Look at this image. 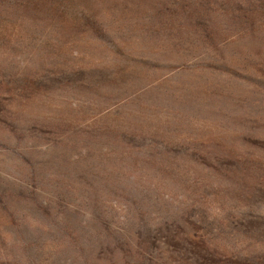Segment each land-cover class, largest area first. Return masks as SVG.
Returning <instances> with one entry per match:
<instances>
[{
  "label": "rangeland",
  "instance_id": "1",
  "mask_svg": "<svg viewBox=\"0 0 264 264\" xmlns=\"http://www.w3.org/2000/svg\"><path fill=\"white\" fill-rule=\"evenodd\" d=\"M131 1L119 2L124 7L130 4L131 11L123 13L111 25L116 28V35L132 38V46L140 51L135 55L136 52L130 51L132 46L128 51L118 50L131 59L127 61L128 70L133 67L143 77L141 89L134 95L106 92L105 76L96 78L94 73L107 68L97 67L96 61L90 65L84 62H75L72 66L61 64L64 58H57L62 54L60 49L55 52V46L47 41L41 48L32 45L38 39L40 43L41 31L30 29L34 38H30L28 45L10 44L15 50L6 53L4 50L10 64L0 67L6 72L0 83V247L6 249L8 240L14 239L8 233L9 230L14 233V224L37 228L36 206L31 196L35 195L31 192L35 186L21 172L22 169L29 172L24 163L44 176V189L53 195L55 204L59 203L54 208L60 206L65 219L77 224L85 222L88 229L103 227L105 235L109 234L113 223L96 218L75 200L76 195L82 194V190L95 180L94 166L107 161L121 164L124 177L139 175L159 179L154 173L159 170L161 177L174 174L173 177L187 187H191L197 177V182L207 186L195 188L198 212H191H195L197 218L203 212L201 209L208 208V217L202 218L203 224H198L204 227L202 229L192 226L191 218L178 221L187 232L182 234L180 228L177 232L158 225L143 228L145 220L148 223L154 214L141 211L136 220L137 227L143 229L133 230L137 236L134 239L137 245H150L151 253L139 251L135 260L125 252L122 244L116 242L109 247L105 243L93 246L94 251L86 264H111L110 261L113 264H264V169L259 159L264 160V72L257 63L260 61L264 67V40L258 42L245 29L231 26L229 12L226 15L227 9L220 7L215 12V33L209 35L214 42L210 55L205 64L200 63L199 68L194 69L173 58L170 52L160 54L161 49L169 50L170 46L177 45L168 28L160 23L170 18L164 7L177 11V7L187 1L197 4L200 0H141L145 7L159 5L151 17L148 13L143 17L137 1L134 4ZM218 1L220 6L225 4ZM94 25L103 32L99 24ZM118 29L124 31V36L117 32ZM200 31L204 33V29ZM96 34L101 35L100 32ZM110 35L105 36L109 38ZM213 35L216 38L211 37ZM203 39L189 31L184 45H180L184 48H188L189 43L205 45ZM16 54L30 60L26 69L14 68L20 62ZM155 54L159 58L156 59ZM194 54L190 52L191 56ZM37 57L44 59L43 67L38 66ZM132 57L145 61L137 63ZM54 59L59 60L58 64L53 65ZM154 114L161 116L155 118ZM146 118L158 124L175 120L184 136L183 145L196 139L193 138L196 134L203 146L217 149V153L208 157L195 156L193 163L198 160V164H192L191 170L183 164L182 171L177 174L165 170L163 165H156L159 164L157 158L147 171L135 172L132 158L140 160L143 167L152 163L146 156H122L125 146L119 139L126 136L125 130L137 128ZM152 138L160 141L159 136ZM147 139L148 136L142 137L140 141ZM109 140H116L117 147L108 150ZM16 147L24 162L14 158L12 152ZM183 159H176L174 165ZM205 159L207 165L201 164ZM110 189L114 190L111 198L119 202V208L127 207L122 204L126 203L122 201L123 195L114 187ZM40 193L44 198L41 189ZM108 202L106 204L110 205V200ZM123 213L119 211L120 215ZM160 214L164 217L166 211ZM104 232L98 231L93 239L104 237ZM203 238L219 243L220 256L204 258L200 254L203 250L199 242ZM44 240L37 243L38 251L32 254V263L29 260L27 263L20 260V263L81 264L78 254L64 253L58 245L49 244V247V240ZM6 252L17 256L16 250L3 251ZM166 259L168 263L163 262ZM0 264L18 263L2 259Z\"/></svg>",
  "mask_w": 264,
  "mask_h": 264
},
{
  "label": "trees",
  "instance_id": "2",
  "mask_svg": "<svg viewBox=\"0 0 264 264\" xmlns=\"http://www.w3.org/2000/svg\"><path fill=\"white\" fill-rule=\"evenodd\" d=\"M120 1L121 0H0V67L5 66L6 63L10 64L9 61L6 60L9 55L6 54L5 56L4 50L5 53L9 50H15V47L10 44L14 45L16 43L21 46L28 45L30 38H34L29 33V30L33 29L41 31L42 39L40 43H38L39 39L33 41L32 45H40L41 48L45 46V41H47V44L55 46V52L60 49L62 54L57 55V58H64L61 64H70V66H72L75 62H84L90 65L96 61L97 67L103 69L107 68L106 71L98 70L94 73L96 78L105 76L107 87H105L104 90L106 92L111 95L116 93L124 95L136 94V92H139L141 89L140 86L143 77L140 76V73H138L136 69H133V67L128 70L127 61L131 59H128V55L118 52L120 48L125 51L130 50L133 44V41L131 42L132 38L131 40L127 39V37L123 35L124 31L122 33L120 29H118L117 32L124 37L122 38L116 35V28L111 25V22H115L118 17L123 16V13L129 14L127 12H129V10L131 11V9H129V7L131 8L130 4L126 3L127 6L124 7L123 4L119 3ZM135 1H137L140 10L142 9L141 13L143 17L146 13H148L150 17L156 14L159 7V5L145 7L141 5V0H134L131 1V3L133 2L134 4ZM221 1L225 3L222 6H220L218 0H200L197 4H192V2L187 1L182 7H177V11L164 7V11L170 18L160 24L168 28L169 35L177 40V42L175 41L177 45L170 46L169 50L161 49L162 51H160V54L170 52L171 55H174L172 56L173 58H177V60L184 62L186 65L194 66V69H198L200 63L205 64L210 55L212 44L214 43L210 40L209 35L215 33L217 22L215 12H217L220 7H225L227 9V11H225L226 15L227 12H229L230 17L228 20L230 19L233 21L230 24L231 26L245 29L249 36H253L258 42H261L262 39L264 40V0ZM213 13H215V17ZM244 14H246V16H243ZM94 23L99 24L103 28V32L97 29ZM17 26L19 29H17ZM201 29H204V33H199ZM189 31L204 38L203 42L205 45H191V43H189L188 48H184V46L180 45L183 44L184 37ZM97 32H100L101 35L96 34ZM106 34L111 35L108 38L105 36ZM211 37L216 38L214 35ZM191 49L196 53L193 56L190 55V52H192L190 51ZM130 51L136 52L135 55L140 53L139 49L135 46H132ZM219 51L220 49L217 48V52ZM119 55L120 57H118ZM16 56L20 58L21 55L16 54ZM155 56L156 59L159 58L156 54ZM133 57L132 59L137 63H141L143 60ZM23 58L25 57H21L20 60L17 61L20 62L17 63L14 68L26 69L28 67L27 64L30 60H25ZM161 58L162 56L160 55V59ZM36 59L38 60V66L43 67L45 65V61L42 57H37ZM54 60H56V62L53 65L58 64L59 60ZM257 63L259 68H262V72H264L263 64L260 61H257ZM201 66L202 65H200V67ZM3 74L5 75L6 72L0 68V83L3 82ZM0 88H2V84ZM174 114L179 115L178 113ZM156 116L161 115L157 114L155 118ZM149 119L150 118H146L143 120L137 128L133 127L130 131H128V129L125 130L126 136L119 139V141L123 140L125 146V151L122 156H146L148 160L151 161L150 163H152H146V167H143L140 160L132 158V167L135 172L141 173L142 171H147V168L153 167V164H155L154 160L157 158L156 162L159 164L156 165H163L165 170L177 174L182 171L183 164H186L187 168L190 170L192 164L197 165L198 160H195V163H193V158L195 156H198L197 158L214 156L217 149H209L208 145L203 146L200 138L196 134L191 133L194 135L193 138L196 139H192L190 141L191 143H184L183 145L184 136L180 133L178 123L175 120L171 121L169 119V121H162L161 124H158L156 120ZM103 136L106 138V134L103 133ZM147 136L148 139L145 142L140 141L142 137L147 138ZM157 136H159L160 141H155L152 138ZM126 138L128 140H125ZM225 139L227 141L228 138L225 136ZM105 144H107V142ZM222 145L223 141L221 138L220 146ZM108 146V150L116 148V140H109ZM175 146L179 147V149ZM12 153L16 160L20 163L24 162L21 158L19 148H14ZM182 158L184 159L181 162L174 165L176 159ZM259 159L262 160L264 169V160L262 158ZM106 163L107 161H101L97 166H94V169L92 168L93 171L96 172L95 180L86 190H82V194L78 195V197L76 195L75 197V200L81 204L82 208L87 211L90 210L96 218L110 220L113 223L111 232L109 234L106 233V235L103 231V227L88 229L85 222L84 224H81V222L77 224L65 219L61 214L60 206L58 209L54 208L58 206L59 203L55 204L56 201L53 195H50L47 190L44 189V176L36 174L33 172V168L30 164L24 163L29 172H25L24 169H22L21 172L26 175L29 182L35 186L31 192H34L36 196H31L36 206L34 207V209L36 208L34 220L37 228L32 229L27 225L18 226L14 224V233L10 230L8 231L9 236H13L14 239H12V241L8 240L6 249L5 247H0V262L2 259H10L11 262L18 264H21L20 262L24 260H26V263L28 260L32 263V254L38 251L36 248L38 246L37 243L41 242V240L45 241L44 239L49 240L48 245L60 246V249L64 253H71L74 256L78 254L79 259H81V264H86V260L94 251L93 246L99 247L107 243L109 247H112L116 242L122 244L125 252L136 260L137 256H139V251L151 253L150 245H141L140 243L137 245L134 239V237H137L134 235L135 232L141 231L143 228H146L147 225L150 227H154L155 225L160 227L164 226L168 229H175L176 232L179 231L178 229L180 228L182 234H187L178 221L182 222L187 220V218H191L193 221L192 226H196L200 229L204 228L198 226L203 224L202 218L206 219L208 217V215H206V210L209 209H201L203 212L201 215L199 214L197 218L195 212H191L197 211V209H195V198L197 196V190L195 188H198L197 186H203L202 188L207 186L197 182V177L193 180L192 186L187 187L182 181L176 180V178L173 177L174 174H170L172 175L171 177H161V174H159L161 171L154 170L155 175L160 176L159 179L155 177L150 179L147 176L138 177L139 175L124 177V168L121 164L107 163L106 165ZM200 163L207 165L208 160L205 159ZM204 176L206 177V174H204ZM248 177L249 176H247V178ZM120 178L122 180L125 179V181H119ZM182 179L185 178L182 177ZM200 181L203 182V180ZM112 187L123 195L122 201L126 203L122 204H125L127 207L123 206L124 208H119V202H115L113 198H111L114 192V190L111 191L110 189ZM40 189L45 195L44 198H42ZM109 200L110 203L114 205H107L106 203ZM35 202H39V204ZM118 210H123L124 213L120 215ZM12 211L16 212L14 210ZM141 211L154 214L153 219L148 221V223L147 220H145L143 228L137 227L136 220L137 214ZM161 211H166L164 217L160 214ZM92 230L95 231L93 232ZM133 230L136 231L133 233ZM98 231L100 233L104 232V237L93 239ZM143 246H145V248ZM199 246L200 249L203 250L200 254L204 256V258L220 256L218 255L220 254L218 252L220 245L219 243L213 242L212 239L203 238V240L199 242ZM49 247L51 246L49 245ZM41 248L42 247H40V249ZM12 250H16L17 256L12 253L11 255H7L9 252L3 253V251ZM168 260L169 259H166V261L164 260L163 262L168 263ZM158 262L160 263L162 261ZM110 263L113 264V261H110Z\"/></svg>",
  "mask_w": 264,
  "mask_h": 264
}]
</instances>
